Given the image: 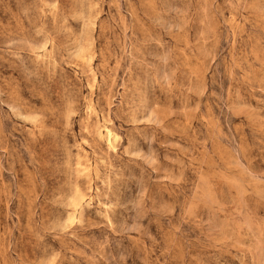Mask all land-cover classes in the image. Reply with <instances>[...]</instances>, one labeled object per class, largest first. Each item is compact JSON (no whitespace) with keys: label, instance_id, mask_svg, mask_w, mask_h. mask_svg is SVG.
<instances>
[{"label":"rangeland","instance_id":"374dc122","mask_svg":"<svg viewBox=\"0 0 264 264\" xmlns=\"http://www.w3.org/2000/svg\"><path fill=\"white\" fill-rule=\"evenodd\" d=\"M0 264H264V0H0Z\"/></svg>","mask_w":264,"mask_h":264}]
</instances>
